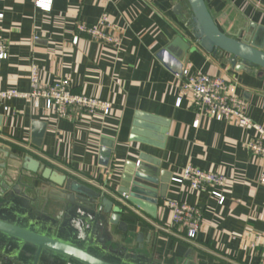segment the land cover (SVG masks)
<instances>
[{"label": "crops", "instance_id": "1", "mask_svg": "<svg viewBox=\"0 0 264 264\" xmlns=\"http://www.w3.org/2000/svg\"><path fill=\"white\" fill-rule=\"evenodd\" d=\"M204 1L224 34L264 43V0ZM0 15V39L8 49L7 59L0 61V91L28 92L34 67L44 83L69 78L73 94L112 104L110 116L74 123L56 120L43 107L33 111L25 100L9 101L7 113L0 106V165L5 164L0 185L21 188L34 201L37 214L55 216L68 205L65 195L40 177H21L24 157L119 201L116 192L125 165L145 155L159 166L149 172L161 177L163 171L169 181L165 199L156 218L119 201V225L105 223L103 228L108 248H124L151 264H264V161L246 148L258 134L199 116L191 95L181 93L180 77L159 55L176 38L184 40L190 51L183 70L220 77L235 86L247 116L263 129L264 70L235 71L226 55L198 47L190 38L185 0H0ZM102 16L120 38L117 47L98 44L76 29L79 24L93 26ZM173 52L166 53L174 58L179 50ZM136 115L160 122L141 119L157 128L142 130L161 147L130 140ZM35 122L46 125L40 148L30 143ZM158 130L164 132L162 140ZM102 149L110 151L107 167L102 165ZM186 166L226 177L222 205L208 191L173 183ZM168 201L201 210L196 239L187 240L185 232L172 225Z\"/></svg>", "mask_w": 264, "mask_h": 264}, {"label": "water", "instance_id": "2", "mask_svg": "<svg viewBox=\"0 0 264 264\" xmlns=\"http://www.w3.org/2000/svg\"><path fill=\"white\" fill-rule=\"evenodd\" d=\"M189 12L190 38L209 54L226 55L235 71L251 73L264 70V43L245 41L224 34L215 24L204 0H185ZM178 49L179 53L168 56ZM190 45L181 38L159 55L164 66L178 77L182 76V62ZM141 119L158 122L152 117L136 115L130 140L161 147L148 138L153 135L142 128L157 130L144 125ZM46 125L35 122L31 144L40 148ZM160 132L162 140L163 130ZM2 152V151H0ZM109 149H102V165L107 167ZM19 160V159H18ZM151 164V165H150ZM158 163L150 157L140 156L137 163H127L117 189L119 201H125L156 218L159 202L165 199L168 180L150 173ZM21 177H40L45 183L62 190L68 205L55 216L36 213L34 201L19 187L0 185V264H151L142 255L108 248L102 237L105 223L119 225L121 202L76 180L53 171L38 160L26 156L20 161ZM5 169V164L0 165ZM150 171V172H149ZM161 174V173H160ZM0 173V178H3ZM5 181V180H4ZM6 185V186H5ZM23 184L20 183L19 186ZM23 187H26L23 185ZM158 187L159 190L156 188ZM122 226V224L120 225Z\"/></svg>", "mask_w": 264, "mask_h": 264}, {"label": "built area", "instance_id": "3", "mask_svg": "<svg viewBox=\"0 0 264 264\" xmlns=\"http://www.w3.org/2000/svg\"><path fill=\"white\" fill-rule=\"evenodd\" d=\"M76 29L98 44L113 47L120 44V38L111 32L106 16H102L93 26L79 24ZM73 42L76 43V38ZM7 57V45L0 39V61L6 60ZM180 80L182 95H191L199 116L256 132L258 138L248 143L246 148L264 161V129L247 116L246 103L236 94L235 86L228 84L220 77L202 73L191 74L188 70L182 71ZM29 81L28 92L16 89L0 91V106L5 113L9 112L7 107L9 101L20 99L27 101L33 111L43 107L44 111L53 115L58 121L74 123L84 118L94 119L99 116L106 118L111 115L112 104L109 101L73 94L69 78L49 84L44 83L40 80L37 69L33 67ZM180 102L181 99L178 98L176 105L179 106ZM193 126L197 127L198 122H195ZM172 181L194 192L208 191L210 197L219 205L224 203L222 191L226 188L227 179L223 175L186 166L181 175L173 178ZM261 183L264 184V175ZM165 207L170 211L172 225L183 230L187 240L196 239L201 226V210L196 206L178 201H168Z\"/></svg>", "mask_w": 264, "mask_h": 264}, {"label": "flooded vegetation", "instance_id": "4", "mask_svg": "<svg viewBox=\"0 0 264 264\" xmlns=\"http://www.w3.org/2000/svg\"><path fill=\"white\" fill-rule=\"evenodd\" d=\"M5 184H7V183H5ZM8 185V184H7ZM6 186V185H5Z\"/></svg>", "mask_w": 264, "mask_h": 264}]
</instances>
